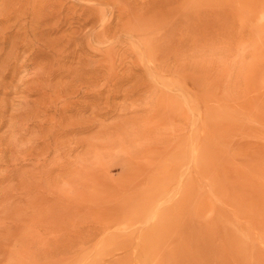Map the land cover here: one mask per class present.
<instances>
[{
  "label": "rangeland",
  "instance_id": "1",
  "mask_svg": "<svg viewBox=\"0 0 264 264\" xmlns=\"http://www.w3.org/2000/svg\"><path fill=\"white\" fill-rule=\"evenodd\" d=\"M0 264H264V0H0Z\"/></svg>",
  "mask_w": 264,
  "mask_h": 264
}]
</instances>
